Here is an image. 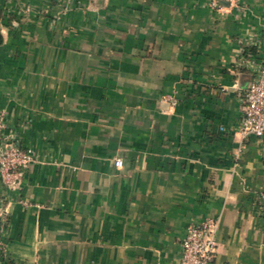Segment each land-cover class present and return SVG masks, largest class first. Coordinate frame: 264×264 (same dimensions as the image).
<instances>
[{
    "label": "crops",
    "instance_id": "0c3cea01",
    "mask_svg": "<svg viewBox=\"0 0 264 264\" xmlns=\"http://www.w3.org/2000/svg\"><path fill=\"white\" fill-rule=\"evenodd\" d=\"M225 7L0 0V131L33 156L0 178V264H181L207 217L212 264H264V138L238 132L264 0Z\"/></svg>",
    "mask_w": 264,
    "mask_h": 264
},
{
    "label": "built area",
    "instance_id": "2783aa9c",
    "mask_svg": "<svg viewBox=\"0 0 264 264\" xmlns=\"http://www.w3.org/2000/svg\"><path fill=\"white\" fill-rule=\"evenodd\" d=\"M71 0H58L68 5ZM211 7L225 10V4L237 5V0H208ZM241 63L251 67L254 76L245 91V105L238 126V132L243 138L256 136L264 138V63L255 61L243 54ZM173 103L176 100L173 99ZM4 124L0 122V130ZM33 160L29 150L21 146L13 134H3L0 131V178L11 190L21 187L23 172ZM121 165L122 161H117ZM262 208L264 209V192L261 194ZM5 219H0V259L8 252L4 239ZM219 219L207 217L199 223L188 226L187 233L182 241L181 264H212L218 252L217 230Z\"/></svg>",
    "mask_w": 264,
    "mask_h": 264
},
{
    "label": "trees",
    "instance_id": "16d2710c",
    "mask_svg": "<svg viewBox=\"0 0 264 264\" xmlns=\"http://www.w3.org/2000/svg\"><path fill=\"white\" fill-rule=\"evenodd\" d=\"M2 43V36L0 35V44ZM248 50H251L250 48H248L247 50H246V52L248 51Z\"/></svg>",
    "mask_w": 264,
    "mask_h": 264
}]
</instances>
